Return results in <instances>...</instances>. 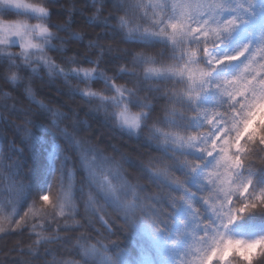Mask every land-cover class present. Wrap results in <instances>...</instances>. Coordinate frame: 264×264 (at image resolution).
Instances as JSON below:
<instances>
[{"label": "snow or ice", "instance_id": "1", "mask_svg": "<svg viewBox=\"0 0 264 264\" xmlns=\"http://www.w3.org/2000/svg\"><path fill=\"white\" fill-rule=\"evenodd\" d=\"M36 80L147 146L113 144L117 157L67 128L71 149L45 145L36 126L59 128L65 113ZM0 81L7 240L27 233L47 264H117L102 242L108 210H139L151 218L136 264H264V0H0ZM46 209L54 218L28 231Z\"/></svg>", "mask_w": 264, "mask_h": 264}, {"label": "clouds", "instance_id": "2", "mask_svg": "<svg viewBox=\"0 0 264 264\" xmlns=\"http://www.w3.org/2000/svg\"><path fill=\"white\" fill-rule=\"evenodd\" d=\"M62 35L66 34L62 33ZM2 86L3 81H0V87ZM32 86L34 90H36L39 99L43 100L51 108H59L60 111L65 113V117L61 120L59 128H51V130H49L51 126L48 124L47 120H43L41 124L36 126V131L43 136L45 145L51 142H60L66 148L71 149L70 142L66 140L60 132L61 129L67 128L69 133L76 139L87 141L88 143L104 149L109 155H117V157H119V153L113 152V144L119 145L121 150L131 148L134 144L142 141L144 146H147V141L144 140L143 136L130 135L127 131L117 128L112 121L106 118L103 110L95 111L92 105L81 100H77L71 105H65L63 100L56 102L57 97H53L45 92V90L40 87L39 80H36ZM24 103L31 107L34 113L42 111L36 105H29L28 101ZM13 119H15V117H13ZM48 119L50 120L51 117L49 116ZM16 122L22 123L20 120ZM149 124L151 125V122H149ZM145 132H147V129H145ZM97 134H99V136ZM29 151L31 152L32 150L29 149ZM41 151L43 152L42 159L46 162V149L42 148ZM144 158L146 159V157ZM125 168L127 169V165H125ZM43 171L42 169V173ZM22 179L31 186L33 174L31 172H26ZM145 183H147V181H145ZM187 183L195 190L196 186L193 179L189 178ZM153 191H155V188H153ZM129 199H131V197H129ZM192 199L199 201V196L194 195ZM31 206L30 202L29 205H25V209L22 211H27ZM36 206L42 207L39 201L36 202ZM171 211V208L167 209L166 213H162V218L164 215L170 214ZM53 213V209H46L44 215L34 217L32 220L27 221L28 231H40V225L44 221L49 218H54ZM30 214L29 212V215ZM108 214L112 218L113 227L110 232L103 236L102 242L106 245V252L117 260V264H122L118 252L120 249H124L127 255L123 259L127 260V264H136L141 244L147 247V241L143 237V230L151 217L145 216L139 210L127 218H125L122 213L115 212L111 209L108 210ZM77 218L80 219V217ZM244 223H246V221H240L236 225H233V227L238 228ZM32 225H36V227L33 228ZM14 227L15 220L6 227L0 226V264H47L48 257H45L44 254H36L34 251L37 248L35 238L29 239L27 233H25L23 238L17 237L7 240V238L4 237L3 234ZM53 230L54 229H49L48 231L51 233ZM79 234L80 233L77 232L75 234L65 233L63 235H71L73 239H75V236ZM92 243H95V239L92 240ZM77 264H81L80 258L77 259ZM82 264H98V261L95 258H83Z\"/></svg>", "mask_w": 264, "mask_h": 264}, {"label": "trees", "instance_id": "3", "mask_svg": "<svg viewBox=\"0 0 264 264\" xmlns=\"http://www.w3.org/2000/svg\"><path fill=\"white\" fill-rule=\"evenodd\" d=\"M122 47H128V45H122ZM45 92H47V89H45ZM51 96L53 97H57V101L56 102H59L60 100H63L64 97L63 96H57L55 91H53L52 93H50Z\"/></svg>", "mask_w": 264, "mask_h": 264}]
</instances>
